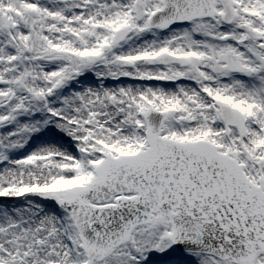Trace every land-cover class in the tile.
I'll return each mask as SVG.
<instances>
[{"label": "snow or ice", "instance_id": "6c2138e0", "mask_svg": "<svg viewBox=\"0 0 264 264\" xmlns=\"http://www.w3.org/2000/svg\"><path fill=\"white\" fill-rule=\"evenodd\" d=\"M0 264H264V0H0Z\"/></svg>", "mask_w": 264, "mask_h": 264}]
</instances>
